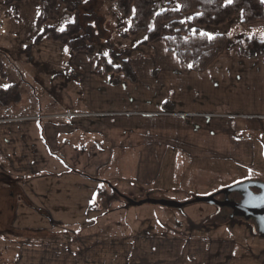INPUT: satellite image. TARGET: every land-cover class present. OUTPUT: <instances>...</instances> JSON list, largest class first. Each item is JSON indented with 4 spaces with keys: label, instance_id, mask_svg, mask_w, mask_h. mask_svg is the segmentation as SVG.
Wrapping results in <instances>:
<instances>
[{
    "label": "crops",
    "instance_id": "obj_1",
    "mask_svg": "<svg viewBox=\"0 0 264 264\" xmlns=\"http://www.w3.org/2000/svg\"><path fill=\"white\" fill-rule=\"evenodd\" d=\"M238 42L231 50L228 41L224 53L203 72L182 63L163 40L146 46L139 42L126 58L136 82L99 74L102 55L96 51H70L66 56L77 78L65 89L64 104L49 108V99L36 98L30 106L23 95L15 107L30 112L4 113L0 108V191L15 227L28 233L14 264L124 263V253H109L100 244L73 252L60 243L56 230L84 226L108 213L97 197L113 200L110 185L120 189L118 183L124 182L110 179L115 159L127 176L133 173L124 161L137 164L130 187H138L141 196L150 187L142 185L157 177V160L168 151L195 150L194 158L249 162L255 155L249 139L242 137L264 126V58L242 57ZM44 72H33L34 78L46 83L49 73ZM60 76L53 71L54 80ZM37 88L39 95L43 88ZM37 88L31 86L28 96L34 97ZM205 136L213 137L216 146L205 149ZM92 237L89 233L85 239ZM168 249L169 257L161 251L154 260L138 249L133 264L167 263L169 258L183 264V255L179 260Z\"/></svg>",
    "mask_w": 264,
    "mask_h": 264
},
{
    "label": "rangeland",
    "instance_id": "obj_2",
    "mask_svg": "<svg viewBox=\"0 0 264 264\" xmlns=\"http://www.w3.org/2000/svg\"><path fill=\"white\" fill-rule=\"evenodd\" d=\"M79 1L82 3L79 10L81 16L96 13L99 17L98 22L93 23L95 31L92 43L98 55L111 59V45L117 53L127 51L125 58H128L129 52H133L131 49L145 39V34L129 39L121 37L130 27V19L121 16L108 0ZM170 7L179 8L178 1L154 0V15ZM39 12L40 5L35 1L18 4L15 13L12 7L4 4V0H0V67L7 77V81H3L0 76V86L16 84L21 88L22 96L26 95L24 98L30 106L36 104V98L42 102L49 99V108H52L51 106H56L57 103L64 104V91L68 86H73L77 77L72 74V62L66 56L70 54L67 46L50 41L35 42L41 32L36 28ZM77 17L63 6L59 19L46 26L64 30L68 24L75 22ZM186 18H191V15ZM152 25L153 19L150 27ZM204 30L212 35H225L232 50L235 40H243L245 37L262 39L264 22L244 26L237 18L230 24L217 28L206 27ZM43 70L45 74L46 71L49 73L46 83H42L44 78L35 79L33 74L34 72L37 75V72ZM54 70H59L60 80L52 78ZM35 80L39 81V85L36 86ZM31 86L42 87L41 94L38 95L40 89L37 88L34 97L28 96ZM29 109L23 107L18 110V107L12 106L2 111L23 113L30 112ZM242 138L249 139L247 144L255 155L246 164L222 157L194 158L191 153L195 150L184 153L165 152V156L158 159L155 166L157 177L150 185H142L150 186L143 196L138 187H130L131 180H136L137 164H134V161H124L127 171L133 173L127 176L115 159L110 179L124 182L118 183L120 189L111 187L115 193L113 200L102 201L97 197V203H101L100 208L108 213L84 226L62 225L56 229L61 232L60 243L78 253L85 247L100 244L109 253H124L123 264H133V257L138 249L146 251L149 260L160 259L158 255L161 251L166 252L163 253L164 257H169L170 252L164 249L169 250L170 247L178 253L179 260L180 254L183 255V264H264V237L258 234L253 222L225 219L230 214L228 208H218L207 203L192 204L182 210L152 204L126 208L127 200L124 198L136 202L149 198L184 204L195 198L215 196L221 201L224 198L219 193L225 189L249 182L264 184V126L261 131L246 133ZM203 139L205 149L217 144L213 137L205 136ZM190 144L196 146L195 141H190ZM15 184L16 182L12 181L11 185ZM230 198L234 199L235 194ZM7 203L4 191H0V264H14L28 238V233L17 229L10 219ZM89 233L93 235L92 239H85ZM73 240L76 242L71 243ZM176 254L174 253V257L177 258ZM141 257L147 261L144 254ZM117 261L122 262V259ZM173 261L169 258L167 263L154 262L178 264Z\"/></svg>",
    "mask_w": 264,
    "mask_h": 264
},
{
    "label": "trees",
    "instance_id": "obj_3",
    "mask_svg": "<svg viewBox=\"0 0 264 264\" xmlns=\"http://www.w3.org/2000/svg\"><path fill=\"white\" fill-rule=\"evenodd\" d=\"M28 1H35L40 5L36 28L41 32L35 39L36 43L50 41L67 46L72 54H95L92 43L95 31L93 23L99 20L96 13L81 16L79 10L82 3L79 0H4V4L17 13V5ZM108 1L121 16L130 19V27L121 34L122 38L129 39L145 34V39L138 46L163 40L182 63L191 65L197 72L205 71L214 63L224 53L228 43L225 35L208 34L204 30L206 27H221L237 18L244 26L264 22L263 0H177L179 8L170 7L156 15L154 0ZM63 6L70 13L76 14L77 20L68 24L64 30L46 26L59 19ZM189 15L191 18H186ZM152 19L153 25L150 27ZM238 44L242 57L253 60L264 58V36L262 39L245 37ZM109 48L111 59L101 56L99 74L111 78L123 76L130 82H136V76L125 58L128 52L117 53L111 45ZM0 76L6 81L2 67ZM21 101L22 93L18 85L0 86V108H9Z\"/></svg>",
    "mask_w": 264,
    "mask_h": 264
},
{
    "label": "water",
    "instance_id": "obj_4",
    "mask_svg": "<svg viewBox=\"0 0 264 264\" xmlns=\"http://www.w3.org/2000/svg\"><path fill=\"white\" fill-rule=\"evenodd\" d=\"M110 187H112V185H110ZM252 188H258L261 191L260 194L255 195L252 192ZM233 193L242 194L243 199L240 203L230 200L229 196ZM219 195L224 196L225 200L220 201L215 196H211L205 198H195L194 200L184 204L168 201H157L149 198L143 201L136 202L126 197L124 198L127 200L126 208L152 204L170 209L182 210L186 206L197 203H207L219 208H230L233 212L227 219L234 220L236 218H242L246 222L253 219L255 220L256 230L258 234L261 237H264V184L255 182L244 183L225 189L221 191Z\"/></svg>",
    "mask_w": 264,
    "mask_h": 264
},
{
    "label": "flooded vegetation",
    "instance_id": "obj_5",
    "mask_svg": "<svg viewBox=\"0 0 264 264\" xmlns=\"http://www.w3.org/2000/svg\"><path fill=\"white\" fill-rule=\"evenodd\" d=\"M252 192L255 194V195H257V194H260V190L258 189V188H252ZM235 194V198L234 199H231L230 198V200L231 201H235V202H237V203H240L241 201H242V194L241 193H233V194H231V195H234ZM231 195L229 196V197H231ZM223 198H224V200H225V197L224 196H222ZM221 201H223V200H221ZM219 208V207H218ZM228 210H229V212H230V214L227 216V217H225V219H227L231 214H232V209H230V208H228ZM236 219H242V218H236ZM230 220V219H229ZM243 221H245L244 219H242ZM249 223H252L253 222V224L256 226V223H255V220H253V219H251V220H249L248 221Z\"/></svg>",
    "mask_w": 264,
    "mask_h": 264
},
{
    "label": "built area",
    "instance_id": "obj_6",
    "mask_svg": "<svg viewBox=\"0 0 264 264\" xmlns=\"http://www.w3.org/2000/svg\"><path fill=\"white\" fill-rule=\"evenodd\" d=\"M68 117H72V116L69 114Z\"/></svg>",
    "mask_w": 264,
    "mask_h": 264
}]
</instances>
